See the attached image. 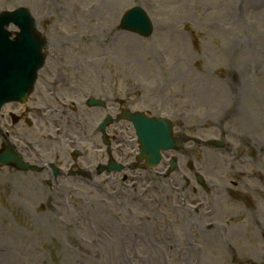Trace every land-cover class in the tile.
Returning <instances> with one entry per match:
<instances>
[{"label":"rangeland","instance_id":"rangeland-1","mask_svg":"<svg viewBox=\"0 0 264 264\" xmlns=\"http://www.w3.org/2000/svg\"><path fill=\"white\" fill-rule=\"evenodd\" d=\"M136 4L150 36L121 27ZM21 6L47 39L27 104L56 106L68 135L85 127L77 161L94 175L48 185L46 174L0 166V264H264V0H0V12ZM91 96L107 109L89 107ZM121 108L171 118L177 149L137 167L126 123L128 148L114 155L125 168L96 175L107 156L93 149L100 133L89 135ZM34 120L22 136L67 150Z\"/></svg>","mask_w":264,"mask_h":264},{"label":"water","instance_id":"water-1","mask_svg":"<svg viewBox=\"0 0 264 264\" xmlns=\"http://www.w3.org/2000/svg\"><path fill=\"white\" fill-rule=\"evenodd\" d=\"M0 21H3L4 24L16 21L20 25V31L15 42L3 41L0 38L1 105L10 97L26 100L32 89L37 69L44 61L42 47L45 46V39L37 31L35 20L26 8L3 11L0 13ZM122 23L124 27L143 34H149L152 28L149 17L139 6L128 10ZM0 33L4 34L3 32ZM4 70L8 74L7 77H4L2 73ZM94 101L92 100V102ZM128 116L134 121L137 128L141 142V157H147L149 163L155 165L160 158V149L175 145L170 122L167 119L148 117L140 112ZM7 160L8 155H4L0 162L5 163Z\"/></svg>","mask_w":264,"mask_h":264},{"label":"flooded vegetation","instance_id":"flooded-vegetation-1","mask_svg":"<svg viewBox=\"0 0 264 264\" xmlns=\"http://www.w3.org/2000/svg\"><path fill=\"white\" fill-rule=\"evenodd\" d=\"M12 107H8L6 109V112L2 113V118L3 120L7 123L8 120H9V115L14 111V108H17L18 111H19V115L20 116H25L27 112H30L31 110H29L28 108H25V109H21V108H18V105L17 104H11ZM17 120H19L17 123H13L14 125H18V124H22L21 123V120H20V117L19 118H16ZM22 150L27 154V155H32L33 153L37 154L38 153L33 149V148H28V149H25V148H22ZM69 157V152L67 151L66 153H64L63 157L60 156V150L58 149L57 150V158L60 160V162L63 164L64 161ZM77 168H79V170L82 168L81 164H77L76 166ZM69 172H66V174H70V170H68ZM82 171H84L82 169ZM59 172H63L61 170H59ZM65 174V172H63Z\"/></svg>","mask_w":264,"mask_h":264}]
</instances>
